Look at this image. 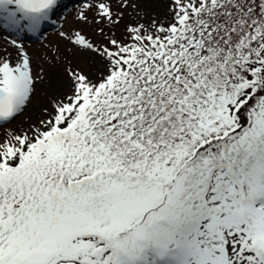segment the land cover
Returning <instances> with one entry per match:
<instances>
[{
    "label": "snow or ice",
    "instance_id": "1",
    "mask_svg": "<svg viewBox=\"0 0 264 264\" xmlns=\"http://www.w3.org/2000/svg\"><path fill=\"white\" fill-rule=\"evenodd\" d=\"M156 4L0 0V264H264V0Z\"/></svg>",
    "mask_w": 264,
    "mask_h": 264
},
{
    "label": "rangeland",
    "instance_id": "2",
    "mask_svg": "<svg viewBox=\"0 0 264 264\" xmlns=\"http://www.w3.org/2000/svg\"><path fill=\"white\" fill-rule=\"evenodd\" d=\"M80 2H81V0H79V2H78V1L73 2V3L70 5V8L72 7V8L74 9V7H76V6L78 5V3H80ZM75 3H77V4H75ZM67 7H69V5H68ZM70 8H69V9H70ZM69 9H68V10H69ZM73 9H71V10H73ZM71 10H70V11H67V10L65 11V12H67V14H68L69 22H71L72 16H73V14H74V12H75V10H74L72 13H70ZM153 11H154L157 15H163V13H164V11H165L164 0H157V4L154 6ZM69 14H70L71 16H70ZM129 15H130V16H131V15H134V13H132V11L129 10ZM127 20H128V17L125 18V22H127ZM121 27H122V26H121ZM49 41H51V42H53V43L56 42V34H55V30H53V31L51 32V35L49 36V38H47V39L44 40L43 42H44V43H48ZM0 43H2V41H0ZM25 43H26V46H28L30 49H31V48H37V47H39L38 45L33 44V41H25ZM34 115H35L34 111L30 109L28 112H26V113L24 114V116L20 117L17 121L13 122V124L8 125V126H4V127H0V136H3V135L5 134V132H7L9 129H11V128H16L17 126H19V125H20L25 119H27L29 116H32V117L34 118Z\"/></svg>",
    "mask_w": 264,
    "mask_h": 264
}]
</instances>
